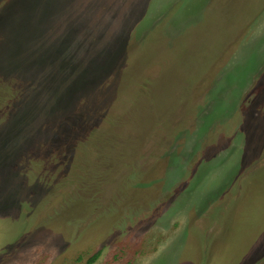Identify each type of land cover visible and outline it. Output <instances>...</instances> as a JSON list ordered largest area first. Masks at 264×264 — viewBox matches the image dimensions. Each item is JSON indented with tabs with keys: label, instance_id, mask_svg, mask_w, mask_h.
Wrapping results in <instances>:
<instances>
[{
	"label": "rangeland",
	"instance_id": "obj_1",
	"mask_svg": "<svg viewBox=\"0 0 264 264\" xmlns=\"http://www.w3.org/2000/svg\"><path fill=\"white\" fill-rule=\"evenodd\" d=\"M264 264V0H0V264Z\"/></svg>",
	"mask_w": 264,
	"mask_h": 264
},
{
	"label": "trees",
	"instance_id": "obj_2",
	"mask_svg": "<svg viewBox=\"0 0 264 264\" xmlns=\"http://www.w3.org/2000/svg\"><path fill=\"white\" fill-rule=\"evenodd\" d=\"M98 257H99V252H97L96 254H94L93 256H91V257L86 261L85 264H94V263L97 261Z\"/></svg>",
	"mask_w": 264,
	"mask_h": 264
}]
</instances>
